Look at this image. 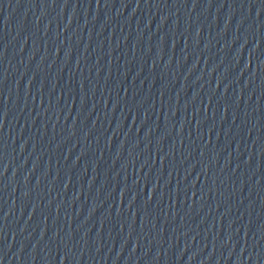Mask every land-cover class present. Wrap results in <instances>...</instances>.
<instances>
[{"label":"water","instance_id":"95a60500","mask_svg":"<svg viewBox=\"0 0 264 264\" xmlns=\"http://www.w3.org/2000/svg\"><path fill=\"white\" fill-rule=\"evenodd\" d=\"M0 264H264L221 0H0Z\"/></svg>","mask_w":264,"mask_h":264}]
</instances>
